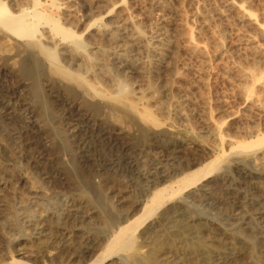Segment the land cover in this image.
Here are the masks:
<instances>
[{
  "label": "rangeland",
  "instance_id": "1",
  "mask_svg": "<svg viewBox=\"0 0 264 264\" xmlns=\"http://www.w3.org/2000/svg\"><path fill=\"white\" fill-rule=\"evenodd\" d=\"M0 1L13 12L33 8L28 1ZM65 1L41 0L39 7L82 37V49L74 38L62 44L45 21L34 36L0 32V264H91L137 204L136 217L158 188L212 161H219L216 168L150 217L139 259L264 264V167L251 149L237 147L264 134V113L242 102L234 93L235 73L215 60L212 75L201 74L199 57L184 43L191 31L211 52L217 35L228 49L222 61L233 63L249 51L238 37L250 29L223 0H167L164 8L155 0H126L148 48L133 45L119 57L92 45L99 37L92 24L100 16L98 0H69L78 23L58 7ZM245 5L264 23V0ZM164 12L162 25L151 22ZM160 30L164 55L155 45ZM28 39L42 44L39 77L22 68L33 53ZM100 59L103 67L90 69ZM258 67L264 71V64ZM163 174L168 180L156 183ZM121 254L102 264H133Z\"/></svg>",
  "mask_w": 264,
  "mask_h": 264
},
{
  "label": "bare ground",
  "instance_id": "2",
  "mask_svg": "<svg viewBox=\"0 0 264 264\" xmlns=\"http://www.w3.org/2000/svg\"><path fill=\"white\" fill-rule=\"evenodd\" d=\"M24 1H28L29 4L28 3L27 4L28 5L31 4L33 6V8H20L19 12H13L3 2L0 1V32L1 33H8V32L20 33L23 35L24 38H25V36H29V35L34 36L33 33H35L36 29L38 28L37 27L38 24L41 23L42 21H45L46 23H49L51 25V28L56 32V34L61 35L60 40H61L62 44H65V42L67 40H69V39L72 40L74 38L76 40L75 43H76L77 48L82 49V47L84 46L83 45L84 43L82 41L83 39L81 40L82 37L80 38V36L77 35L76 32H74L73 30H71V28L66 27L63 24H61L57 18L56 19L50 18L51 16H48V14H46V12L42 11V9L40 10L39 6L42 4L41 0H21V5H24L23 4ZM53 1H55V0H53ZM166 1L167 0H155V3H157L160 7L164 8L166 6ZM246 1L247 0H223V8L227 9V10L228 9L234 10L236 12V15H237V20L241 23H244L250 29L249 33L247 32L246 34H241L238 37V41L240 42L239 44H245L246 48L249 49L248 52H246L244 50L246 53H241L239 55L240 60L235 61L233 63L223 62L224 61L223 59H225V56L227 55L228 49L226 48L222 39L219 38L217 35L213 36V45H212L213 48H212L211 52L209 51V49L205 43L194 39L193 32L191 33V31L188 32L187 34H185L184 43H185L186 50L190 51L191 53H193V54L197 55V57H199L200 64L198 66V71L201 74H203V75L211 74L212 70H213V61L215 60L217 62V66H219L220 68L225 70L226 73H228V74L229 73L230 74L235 73L236 76H235V79L233 82L234 93L237 92V96L242 100V102L248 103V105H249L248 107H250L251 109L257 110V111H259V113L260 112L264 113V71L259 73L256 70L258 66H260L261 64H264V23L257 17L256 14H254L252 12V10H250L246 7V5H245ZM125 2H126V0H118V1L117 0L116 1L98 0V1H95L96 7H97V9H99V12H100V16L97 17L96 20H94V23L92 22V24H94V25L97 24V27H98L97 34L99 36L98 38H94V40H92V45L94 46V48H96L95 50L102 51V52H110L111 51V52L119 55V57H123L125 55V52H127V50L129 49V47H131L133 45H138V44L139 45L141 44L144 46L147 45V48H148V42L146 41L145 35H144L143 31L136 26L135 21L128 15L127 9L125 7ZM64 4L65 5H58V7L60 9H62L61 11L67 17L66 19H68V21H72L73 23L74 22L76 23V21L78 23V20H80V19H78L79 16L76 18L75 17L76 15L75 16L73 15V4L69 0L65 1ZM167 5H168V3H167ZM117 7L118 8L120 7V8L117 9L115 12H113V10ZM214 10H216V9H214ZM222 13L223 12L221 11V14ZM150 18H151V22L153 24L156 23L159 25V23L161 24V23L167 21L168 15H167V13L164 12L161 15L151 16ZM208 21H209V15L206 13L202 16V20L200 21V25L202 27H205V25L208 23ZM156 24H155V26H156ZM91 26H93V25H91ZM152 26H154V25H152ZM89 28H91V27H89ZM187 28H189V27H187ZM182 31H183V29H182ZM202 32H203V30H202ZM52 33H54V32H52ZM157 33L158 34H157L156 39H155V45H156V48L158 50L157 52H159L161 55H164L166 53V50H167V43H166L167 41L165 39V33L161 30H160V32L157 31ZM167 33H168V31H167ZM20 34H19V36H20ZM33 38L34 37H32V39ZM30 40L28 41V43L26 41L27 44L25 43L26 44L25 46H27V48L30 49L33 53H31L28 58L23 60V65H22L23 67L22 68H23L25 73L30 74L33 77H39V75H40L39 65H40V62L42 59H41V56L39 55L40 53L38 54V50L40 48H42V44L40 43L39 40H34V41H32V40L30 41ZM73 40H72V42H73ZM75 43H74V45H75ZM209 44H211V43H209ZM65 45H67V44H65ZM22 46H23V44H22ZM70 50L72 52H75L76 50L78 51V49H76V47L75 48L71 47ZM42 51H44V50H42ZM229 53H231V51ZM236 53H238V52L236 51ZM82 54L83 53H81V56H82ZM93 63L90 64V69L91 68H102L103 64H104L103 61H101V59H100V61H98L94 64ZM61 66H57V67L62 68ZM63 71H65L64 72L65 75H67L70 72L66 68L63 69ZM226 73H223V74L226 75ZM69 74L71 75V72ZM251 86L258 88L257 91L255 90V92H257V93H254L252 91L253 89L251 88ZM107 96H109V95H107ZM230 110H228L229 111L228 113H230L229 114L230 116H236L237 115V113H238L237 111H231L230 112ZM209 118H208V120H209ZM243 131H244V129H243ZM250 132H254V129L251 130ZM234 139L236 140V138H234ZM263 141H264V134L262 136L259 135L257 139H252L249 141H243L242 140V142L239 141L238 142L239 145H237V147L241 146V147H243V149H246V151H247V149L248 150L251 149V151H253L255 154H257L256 160L258 161V163L262 167H264V151H261L264 148V146L262 145ZM230 142H233V141L230 140ZM259 143L261 144L260 146H259ZM255 146H257V148ZM251 147L252 148L255 147V148L252 149ZM217 162H219V161H217ZM217 162L216 161H212L210 163L207 162L208 164L205 162L206 163L205 166L198 167L195 170H192L191 172H188L185 175L181 176V178H179L178 180L176 179V181H174V182H171V183L169 182L168 184H164L163 186L158 188L154 193L152 192L153 193L152 197L143 206V208H142L143 212L140 215H138L137 217L135 215L140 208L139 207L140 203L137 204V206H135L131 211H129V213L127 212L128 217H130V219L128 218V220H127L128 222L126 224L120 225L119 228L115 231V233L113 231L114 235L112 236L111 240L108 241L105 249L97 256L95 261L92 260L91 264H102L104 261L108 260V258H110L112 255H116V253L117 254L122 253L120 255V257L124 261H126L127 263L128 262L130 263V261H132L133 264H145L144 262H142L139 259V257H141V254H142L141 247L143 245L142 242H139V238L143 237V234L145 232L144 227H146L148 221L150 220V217H152V215H154L162 207H164L167 203H169L170 199L173 198L174 196H176V194L179 191H181L185 187L187 188V186H189L192 183L196 182L197 180L201 179V177L205 176L206 174L211 172V170L216 168L219 164ZM169 176L170 175H168V174H163L159 179L156 178L157 179L156 183H160L163 180H168ZM161 184H163V183H161ZM154 188H156V187H154ZM114 217L113 216L109 217V219L107 220L109 223L108 226L111 225V227H112L115 224H117L116 223L117 221ZM155 245H156V243H155Z\"/></svg>",
  "mask_w": 264,
  "mask_h": 264
}]
</instances>
